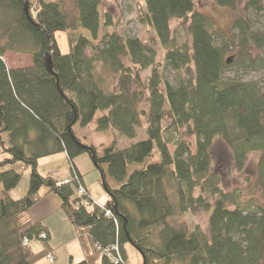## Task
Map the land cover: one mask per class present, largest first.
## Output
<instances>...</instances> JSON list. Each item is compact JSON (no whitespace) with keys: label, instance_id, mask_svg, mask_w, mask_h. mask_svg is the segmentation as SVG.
Returning a JSON list of instances; mask_svg holds the SVG:
<instances>
[{"label":"trees","instance_id":"obj_1","mask_svg":"<svg viewBox=\"0 0 264 264\" xmlns=\"http://www.w3.org/2000/svg\"><path fill=\"white\" fill-rule=\"evenodd\" d=\"M214 1L225 7L237 3ZM24 2L0 0V148L8 155L0 160V264H37L55 252L48 227L30 216L49 193L59 196L75 229L83 253L76 264H125L127 244L141 253L142 264H263L264 27L249 12L264 13V0H247L246 17H236L229 33L196 0H143L140 20L154 30L161 60L152 43L108 31L109 13L103 15L99 44L72 35L69 51L61 50L58 32L85 29L98 39L102 0H74V14L67 13L64 0H28L29 14ZM174 19L187 25L189 46L176 39ZM8 51L30 54L32 65L9 68L3 58ZM147 69L150 75L143 79L139 70ZM168 69L178 72L175 81ZM98 110L99 131L114 129L119 137L135 139L145 118L147 138L123 149L118 136L92 143L85 129ZM217 137L239 171L251 153H259L247 198L240 188L225 190L211 171ZM62 152L71 168L67 184L39 170L41 158ZM82 154L100 172L108 197L94 210L85 205L93 198L75 163ZM26 170L28 192L12 198ZM196 207L211 212L208 232L182 219ZM34 239L43 241V249L31 247ZM107 251L122 261L116 263Z\"/></svg>","mask_w":264,"mask_h":264},{"label":"rangeland","instance_id":"obj_2","mask_svg":"<svg viewBox=\"0 0 264 264\" xmlns=\"http://www.w3.org/2000/svg\"><path fill=\"white\" fill-rule=\"evenodd\" d=\"M29 1L33 3L37 0ZM246 1L247 0H237V3L234 7H225L217 5L214 0H196L198 9L212 17L218 27L226 33H229L232 21L236 17L242 15L246 17L247 14L244 11ZM64 5L67 13H75L74 0H64ZM144 8L145 6L143 0H102V3L99 7L101 18L98 39L94 40L91 36V33L85 29H79L75 31L69 30L66 33L58 32L56 34L59 46L63 52H68L70 48L68 37L72 35H83L92 40L95 45L99 44L103 31L105 30L103 26V15L105 13H109L113 25L108 27V31L116 30L125 36H136L146 42L152 43L159 53L158 58L161 60L163 58L162 50L157 41L154 30L150 26L143 24L140 20V15L143 13ZM249 15L256 22L258 27H264V13L256 15L255 13L249 12ZM171 26L180 45L189 46L191 44V38L187 31V25H184L177 19H174L171 22ZM3 58L9 68L26 67L32 65L33 62L32 56L30 54L21 52L8 51ZM139 73L141 77L145 79L150 75V69L139 70ZM166 73L172 81H175L178 78V72L175 70L168 69ZM232 75H239V77L247 79L260 78L259 73L244 75L241 73L232 72ZM133 88L137 89L139 86L135 84ZM143 107L145 106L143 105ZM102 114L103 111L98 110L93 121L85 129L89 140L96 145H100L101 143L107 144L111 142L115 136H118V132L114 129H108L105 131H99L97 129L98 118ZM145 126L146 120L143 118L142 126L137 129V137L135 139L118 136V147L123 149L136 141L147 138ZM186 138L189 142L194 144V138L189 136H186ZM210 153L212 159L211 171L215 173L221 183V186L225 190L240 188L245 192V198H247L249 190L252 188L256 179V165L259 158V153L253 152L249 155L247 165L242 171H239L236 168L233 154L222 138H215L210 149ZM6 157H8V155L3 153L0 148V160ZM40 162L41 165L39 170L43 174H48L46 170L51 167L52 164H57L62 166L57 168V172L54 174L55 177L62 178L65 176H71L70 164L67 155L64 152L43 157L40 159ZM75 163L80 168L87 183L94 182L98 184L100 188H102L99 181L101 174L94 168V165L88 154H82L78 156L75 159ZM28 188L29 171L26 170L20 183L10 192V196L15 199L23 197L28 192ZM199 192V190H196L197 194ZM41 194H44L43 190L41 191ZM54 197L58 198L59 202L61 203L57 194L49 193L43 195V198L35 203L30 209V216L33 220H40L44 225L50 228L52 235L48 241L55 250V252H48L46 257L40 260L37 264H76L83 258V253L76 238L74 227L67 220L66 214L61 209L60 203L57 204V201L53 200ZM93 201L99 202L95 198H93ZM210 213V211L196 207L184 215L182 219L186 220L191 227L199 224L205 232H208ZM30 245L35 251H40L43 249L42 240L34 239L31 241ZM126 249L128 252V262L126 264H142L141 253L134 246L127 244ZM107 254L109 256H113L114 258H118L119 260L122 258L121 255L120 257L118 255L116 257L114 254H110L109 252H107ZM50 257H53V261Z\"/></svg>","mask_w":264,"mask_h":264},{"label":"crops","instance_id":"obj_3","mask_svg":"<svg viewBox=\"0 0 264 264\" xmlns=\"http://www.w3.org/2000/svg\"><path fill=\"white\" fill-rule=\"evenodd\" d=\"M40 165H41V162H40V160H39V167H40ZM62 165H57V164H52L51 165V167H49L47 170H46V172L48 173V174H50L55 180H64V179H68L69 178V176H65V177H62V178H57V177H55V173L57 172V168L58 167H61ZM78 166V165H77ZM78 169L80 170V168L78 167ZM80 172H81V170H80ZM82 173V172H81ZM83 180H84V182H85V184L87 185V189L89 190V192H90V194H91V196L93 197V198H95V199H97L99 202H101V203H104V202H106V200H107V195L105 194V192H104V190H103V188H100L99 186H98V184H96V183H94V182H89V183H87V181H86V179L83 177ZM1 185V184H0ZM0 190L2 191V186H0ZM43 191H44V189H42ZM53 200L54 201H57V204H59L60 202H59V200H58V198H53ZM48 227V226H47ZM48 232H49V238H51V230H50V228L48 227ZM55 251V250H54Z\"/></svg>","mask_w":264,"mask_h":264},{"label":"built area","instance_id":"obj_4","mask_svg":"<svg viewBox=\"0 0 264 264\" xmlns=\"http://www.w3.org/2000/svg\"><path fill=\"white\" fill-rule=\"evenodd\" d=\"M69 182H70V180H69V179H66V180L60 181V182H58V183H59V184H67V183H69ZM79 194H81V195L85 194V189L81 187V188L79 189ZM85 205H86V207H87L88 210H94L96 205L103 207L99 202H96V201H93V200H92V201H90V200H86V201H85ZM107 214H108V213H107ZM41 238H46V233H42V234H41ZM28 243H29V241L26 239V240L24 241V244H28ZM113 249H115V251L118 252V248H117V247H115V248H113ZM107 252H109L110 254H114V253H112L111 251H107ZM114 255H115V254H114ZM117 255L120 257L119 254H116L115 256L117 257ZM111 257L113 258V260H114L116 263L122 261V258H120V260H119L118 258H114L113 256H111ZM50 258H51V260L53 261V257H50ZM125 264H126V263H125Z\"/></svg>","mask_w":264,"mask_h":264},{"label":"water","instance_id":"obj_5","mask_svg":"<svg viewBox=\"0 0 264 264\" xmlns=\"http://www.w3.org/2000/svg\"><path fill=\"white\" fill-rule=\"evenodd\" d=\"M25 4V10H26V13L27 14H29V4H28V0H25V2H24ZM51 52L50 53H48L47 55H46V57H45V61H46V65H47V67L49 68V69H51L52 68V59H51V55H52V52H53V45L51 44ZM228 61H229V59H228Z\"/></svg>","mask_w":264,"mask_h":264}]
</instances>
